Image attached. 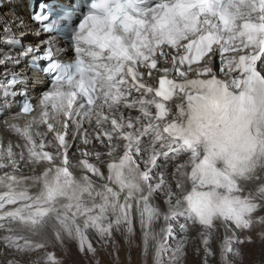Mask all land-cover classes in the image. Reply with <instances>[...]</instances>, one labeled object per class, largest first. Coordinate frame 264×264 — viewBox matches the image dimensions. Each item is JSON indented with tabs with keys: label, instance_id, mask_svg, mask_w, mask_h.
Returning a JSON list of instances; mask_svg holds the SVG:
<instances>
[{
	"label": "snow or ice",
	"instance_id": "1",
	"mask_svg": "<svg viewBox=\"0 0 264 264\" xmlns=\"http://www.w3.org/2000/svg\"><path fill=\"white\" fill-rule=\"evenodd\" d=\"M40 9L31 19L47 38L24 45L13 36L0 53V65L29 61L45 84L35 105L26 100L3 117L23 143L0 137V169L13 170L0 175V242L27 256L48 246L31 237L51 229L57 243L74 240L80 253L95 254L90 233L132 236L138 223L146 253L162 219L165 240L173 224L200 226L209 257L219 222L220 264H238L240 246L256 243L264 264V230L253 235L264 226L255 218L264 210V0H66ZM60 36L70 40L63 58L53 47ZM17 83L19 74L6 81ZM84 123L95 124L107 156L122 149L103 169L87 151L71 162L70 133ZM23 161L44 167L15 175ZM158 193L166 207L153 203ZM167 250L157 241L158 264ZM41 259L62 264L55 253Z\"/></svg>",
	"mask_w": 264,
	"mask_h": 264
},
{
	"label": "bare ground",
	"instance_id": "2",
	"mask_svg": "<svg viewBox=\"0 0 264 264\" xmlns=\"http://www.w3.org/2000/svg\"><path fill=\"white\" fill-rule=\"evenodd\" d=\"M27 1L26 0H19L16 1L13 4L14 13L5 14L3 17L0 14V53L2 51H6L8 46L12 44L13 42V36L15 38V41L22 42L24 45L28 44H34L38 43L42 39H46L47 37H42L38 31L35 28V24H33L29 18H28V12H27ZM4 7L9 9L10 5L5 4ZM7 11V10H6ZM8 12V11H7ZM23 22V23H21ZM5 27H7V30H5ZM55 41H53V47L55 46ZM40 47H44V45H40ZM13 56L17 55L16 52L12 53ZM22 62L19 64H4L0 65V107L2 109L6 107L13 108L16 103L15 97L13 95L19 93L20 90H24L26 95L31 98L32 96H35L39 94L41 90L45 87L44 84V78H42L40 75L38 76L36 73H29L28 69L22 66ZM219 58L214 57L213 58V67L218 69L219 66ZM14 74H19V76L22 79V83H17L15 85H8L5 82V78L8 76H13ZM223 78V77H222ZM5 89L7 91L5 92ZM37 91V92H36ZM39 96V95H38ZM38 96L34 98L35 104L38 102ZM173 113L176 112V109H172ZM14 113V111H12ZM25 119L18 120L19 123L23 124ZM95 124L94 123H84L82 125V129L77 132L75 130V127L71 130L70 137H69V152H70V158L73 165L78 164L79 160L85 157L81 156L82 151H87L90 153L88 157H86L89 162L99 165L102 169L106 165L107 162H109L110 159H118L122 149L117 148L115 153L113 154V157H109L106 155L108 153L107 151V145L105 143V147H102L101 145L96 146L95 143L97 142L95 140ZM41 131L43 129H40ZM77 134L75 138H73V133ZM85 135H87V139L89 140L88 144H84L83 140L85 138ZM0 137L4 139L5 144L10 140L13 142V144H22L23 141L15 136L13 133L7 131V130H0ZM38 139V138H37ZM48 140H51V135L47 137ZM145 140L147 138H144ZM117 143V142H114ZM17 152V160L19 161V149H14ZM46 150L52 152L53 154L56 153V149L54 147H49ZM101 153L100 160H97L96 153ZM175 163V162H173ZM42 166H36L31 163H28L27 161L20 162V169L19 171L14 172L15 175L18 176H33L37 175ZM74 173L79 176L82 175L83 172L80 168L73 169ZM106 170V169H105ZM12 172L13 170L11 168L7 169H0V175H2L4 172ZM166 173L169 176V179L172 180L171 174L175 171L172 164H169L167 168L165 169ZM258 183V182H257ZM173 186L175 185V180H172ZM248 188H252L253 185L249 183L247 185ZM166 197L162 193L156 194V196L153 199V203H155L158 206L166 207L164 205V200ZM260 215L264 216V210L258 211L255 214V218H259ZM180 223H183V219L181 218ZM165 226L164 221L161 219L160 221H157L152 228V233L155 235L156 239L149 238L148 242V250L145 253L144 251V242H143V236L139 228V224L137 223L135 226V233L132 236H129L125 231H114L113 238L111 240L116 241V239L121 237V239L127 243V246L130 249V253L135 251L137 245L133 241V236L137 233V236L140 238V246L142 248L143 256L148 260L149 252L156 250L157 241H160L165 244L167 251L161 253V256L159 258V264H220V255H219V241L223 238L224 235V229L223 227L219 226L218 222V228L216 233L214 234L213 241L211 244V247L213 249L214 255L206 257L203 245L201 243L202 237L201 233L204 231L200 226L198 225H189L188 230L181 231L178 224H173V236L168 237L166 240L164 239V233L161 231V229ZM6 234L3 231H0V236ZM237 234H239L237 230ZM228 235H231V232L228 233ZM254 235V234H253ZM255 236V235H254ZM90 238L93 242L94 247L102 248L104 247L106 252L109 254L113 249L108 244L111 240L101 241L98 236L95 235V233H90ZM31 239L35 241L44 242L46 245H48L46 248L52 246L55 244V239L52 235L51 229H48L45 231L44 234L39 236H33ZM64 243L66 245L71 244L74 245L77 249L78 254L82 256H87L88 254H82L79 252L77 243L74 240L65 239ZM177 246H180L183 251L173 258V251L177 248ZM245 246H241L242 249V255L238 260V264H262L261 260V253H260V245L259 243L253 244L252 250H246L244 248ZM45 248V249H46ZM45 249H41L35 252H32L28 254L27 256L17 254L13 250L6 248L2 242H0V264H20V261L22 260H29L32 257H40L39 262H36V264H44V261L42 258L43 252ZM91 255V253H89ZM129 263L131 264V257H129ZM31 261H33L31 259ZM42 261V262H41ZM77 264H96L95 260L91 259H85L80 258ZM154 264H158L157 260L155 259Z\"/></svg>",
	"mask_w": 264,
	"mask_h": 264
},
{
	"label": "rangeland",
	"instance_id": "3",
	"mask_svg": "<svg viewBox=\"0 0 264 264\" xmlns=\"http://www.w3.org/2000/svg\"><path fill=\"white\" fill-rule=\"evenodd\" d=\"M161 206V205H160ZM262 212V210H261ZM262 216V215H260ZM264 230V226L256 225L254 227L253 234L259 233L260 231ZM240 237L243 239L244 234L239 233ZM133 241L137 245L135 251L130 253V249L127 246L125 240L123 241L119 235L116 241L111 240L108 244L112 247V251L108 254L104 247L96 248L95 254L87 255V256H80L77 252V249L74 245L65 243L60 244L55 242L54 245L46 248L43 252V256L45 252L55 253L57 259H59L62 264H77L80 258L91 259L95 260L96 264H130L129 257H131V264H154L155 261V251L149 252L148 260L143 256L142 248L140 246V238L137 236V233L133 236ZM244 246V245H241ZM240 246V247H241ZM253 245L245 246L246 250H252ZM42 256V257H43ZM31 259L34 262H39L40 257H32ZM29 259V260H31ZM42 262V261H41Z\"/></svg>",
	"mask_w": 264,
	"mask_h": 264
}]
</instances>
